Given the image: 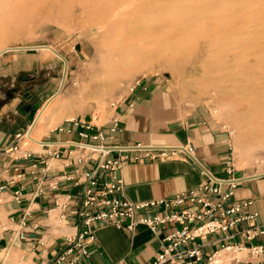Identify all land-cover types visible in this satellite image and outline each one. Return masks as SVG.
Segmentation results:
<instances>
[{
  "label": "crops",
  "instance_id": "0c3cea01",
  "mask_svg": "<svg viewBox=\"0 0 264 264\" xmlns=\"http://www.w3.org/2000/svg\"><path fill=\"white\" fill-rule=\"evenodd\" d=\"M10 60H0V77L3 79L26 71L25 67H16ZM166 85L158 77L142 79L139 86L123 96L115 110L105 113L101 124H95L108 135L106 144L112 147L190 143L195 149L190 162L143 159L128 163L122 172L123 196L132 202L168 198L193 189L202 181L200 165L207 167L215 177H225V163L231 154L229 131L222 128L207 109L178 102ZM1 90L0 264H49L67 248L66 239L81 230L78 216L81 192L92 178L95 162H83L87 152L74 145L81 139L75 129L64 122L60 125L62 130L59 126L43 133L39 141H29L36 145L35 148L24 139L19 144L20 150L12 151L15 135L27 132L34 124L30 125L33 115L44 98L40 92L32 93L33 98L28 100L25 95L13 96L9 90ZM83 117L85 121L91 120L90 115ZM113 117L118 118L119 128L111 133ZM24 151L35 152L33 161L21 159ZM54 151L58 152V158L51 156ZM32 163L36 167L32 168ZM62 175L70 176L71 180H61ZM235 177L242 181L234 191V201L253 200L259 212L257 224L264 226V171L236 168ZM104 180L106 176L101 175L99 181ZM53 185L57 188L52 189ZM38 189L42 193L34 195ZM16 190L22 192L20 203L13 199ZM60 216H64L62 221ZM92 229L96 242L89 246V256L79 264H116L120 261L150 264L160 251L159 239L144 226H138L133 232L98 224ZM19 233H23V239ZM216 238L213 236L206 241L209 244L204 248L205 254L215 249L210 242ZM255 242L264 243V237ZM238 264H264V258H245Z\"/></svg>",
  "mask_w": 264,
  "mask_h": 264
},
{
  "label": "built area",
  "instance_id": "2783aa9c",
  "mask_svg": "<svg viewBox=\"0 0 264 264\" xmlns=\"http://www.w3.org/2000/svg\"><path fill=\"white\" fill-rule=\"evenodd\" d=\"M140 81L135 82L129 92L139 86ZM122 99L123 96L111 103L113 110ZM92 121L71 119L64 122L71 125L81 139L74 145L87 152L83 162L94 161L95 166L92 178L81 192L82 200L78 209L81 230L76 236L66 239L67 248L49 264L81 263L82 259L89 256V246L96 242L92 227L97 224L129 232L138 226L148 228L160 241V251L150 264H238L245 258H264V243L255 242L264 237V226L257 224L259 212L255 209L254 201H234V191L242 180L235 177L232 153L225 163L224 178L211 175L207 167L200 165L202 181L193 189L168 198L132 202L123 196L122 172L128 163L143 159H180L190 162L195 149L190 143L178 146L136 144L112 147L106 144L108 135ZM111 124L110 132H116L119 128L118 118L113 117ZM59 129L62 130L63 126ZM26 134L15 135L12 151L20 150L19 144L27 137ZM34 155V151H24L21 159L33 161ZM51 156L58 158L59 154L54 151ZM81 162L82 159L79 160ZM31 167H36V164L32 163ZM47 169L45 163L44 171ZM101 175L106 176V180L100 182ZM60 179L70 181L71 177L62 175ZM51 188L56 189L57 186ZM41 193L42 190L38 189L34 195ZM13 199L20 203L22 192L16 190ZM63 217L60 216V221ZM249 222L254 224L241 226ZM213 236L217 238L210 243L215 249L205 254L204 248L209 244L206 241ZM19 237L23 239V233H19ZM116 264L125 263L120 261Z\"/></svg>",
  "mask_w": 264,
  "mask_h": 264
},
{
  "label": "bare ground",
  "instance_id": "6f19581e",
  "mask_svg": "<svg viewBox=\"0 0 264 264\" xmlns=\"http://www.w3.org/2000/svg\"><path fill=\"white\" fill-rule=\"evenodd\" d=\"M56 7L57 24H76L96 35L103 49L100 70L112 84L156 61L172 65L195 51L205 54V66L231 78V97L247 103L244 111L227 112L239 130V146L264 142V0H56ZM9 39L0 38V55L19 50L2 48ZM39 48L64 58L51 46ZM49 102L27 131L29 139L35 125L54 113Z\"/></svg>",
  "mask_w": 264,
  "mask_h": 264
},
{
  "label": "rangeland",
  "instance_id": "374dc122",
  "mask_svg": "<svg viewBox=\"0 0 264 264\" xmlns=\"http://www.w3.org/2000/svg\"><path fill=\"white\" fill-rule=\"evenodd\" d=\"M57 14L56 0H0V38L10 36L2 48H19L5 51L0 60L11 59V64L26 68L11 77H0V89L9 90L13 96L42 94L44 99L30 125L49 101V107L55 110L35 125L32 133L35 140L39 141L43 133L66 120H85L84 115L91 116L89 121L101 124L105 113L112 109L111 103L127 94L135 82L158 77L166 82L178 102L207 109L212 118L231 133V153L238 170L264 171V142L241 148L239 130L227 117L229 111H244L247 103L231 97L235 92L231 78L225 77L224 71L205 66V54L195 51L173 61L172 65H167L164 59L156 61L130 76L119 77L112 84L104 80L100 70L103 49L95 43L96 35L76 24L62 27L54 21ZM205 43L199 40L200 46ZM40 46H51L64 58ZM64 69H67L65 81ZM214 80L217 81L214 83ZM23 103L24 99L21 105ZM246 127L250 130V126ZM26 136L25 141L35 148L36 145L29 142L33 140Z\"/></svg>",
  "mask_w": 264,
  "mask_h": 264
},
{
  "label": "water",
  "instance_id": "95a60500",
  "mask_svg": "<svg viewBox=\"0 0 264 264\" xmlns=\"http://www.w3.org/2000/svg\"><path fill=\"white\" fill-rule=\"evenodd\" d=\"M64 61H65V59H64ZM25 98H27L28 100H31L33 97L31 95H28V96L26 95Z\"/></svg>",
  "mask_w": 264,
  "mask_h": 264
}]
</instances>
